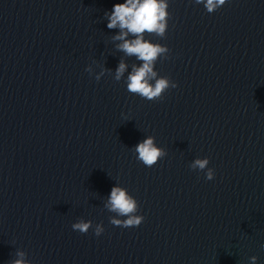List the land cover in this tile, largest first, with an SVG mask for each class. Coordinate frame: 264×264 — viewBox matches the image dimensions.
Wrapping results in <instances>:
<instances>
[{
	"label": "water",
	"instance_id": "1",
	"mask_svg": "<svg viewBox=\"0 0 264 264\" xmlns=\"http://www.w3.org/2000/svg\"><path fill=\"white\" fill-rule=\"evenodd\" d=\"M124 2L0 0V264L18 251L30 264H264V0L213 13L168 0L165 37L145 39L168 47L155 70L177 87L153 101L128 91L142 61L107 27ZM148 136L167 153L151 168L134 152ZM114 186L138 201L139 226L110 223ZM80 219L93 228L73 230Z\"/></svg>",
	"mask_w": 264,
	"mask_h": 264
},
{
	"label": "clouds",
	"instance_id": "2",
	"mask_svg": "<svg viewBox=\"0 0 264 264\" xmlns=\"http://www.w3.org/2000/svg\"><path fill=\"white\" fill-rule=\"evenodd\" d=\"M195 3L203 4L208 13H213L223 6L226 0H195ZM168 7V0H125L124 3L114 4L110 14L105 13L108 19L107 27L109 29L118 27L121 30L119 35L113 37L114 40L123 41L117 45V48L126 55L135 56L137 60L142 61L139 67L135 64L132 66V71L127 77V89L130 93L137 94L149 101L161 100L165 91L177 87V84L169 77L160 76L155 70L157 60L168 58V47L145 39V34L165 37L170 17ZM129 34H132L135 39H125ZM126 68L127 65L122 60L116 69V81H120ZM86 71L91 73L90 68H87ZM95 79L99 81L100 76H96ZM134 152L137 160L149 168L167 155L164 149L156 145L153 136H148L138 143ZM208 164V158H197L189 167L194 171H204L206 179L212 180L214 170L208 168ZM104 207L115 214L110 217V223L115 226L137 227L144 220L142 215L137 214L139 211L138 201L129 194L126 188L121 186L112 187ZM119 217H124V219ZM72 228L81 233H87L90 228H93V222L80 219L72 225ZM103 231L101 224L95 225L94 232L97 236ZM261 247L264 248V245ZM16 256L17 259L13 260L11 264H30L25 259L24 252L18 251ZM256 261V256L250 257V264H256Z\"/></svg>",
	"mask_w": 264,
	"mask_h": 264
}]
</instances>
